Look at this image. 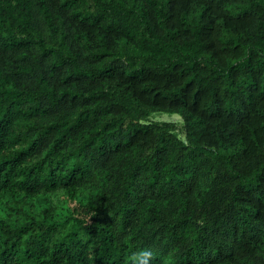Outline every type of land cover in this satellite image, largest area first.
I'll list each match as a JSON object with an SVG mask.
<instances>
[{"label":"trees","instance_id":"1","mask_svg":"<svg viewBox=\"0 0 264 264\" xmlns=\"http://www.w3.org/2000/svg\"><path fill=\"white\" fill-rule=\"evenodd\" d=\"M148 247L264 264V0H0V264Z\"/></svg>","mask_w":264,"mask_h":264},{"label":"clouds","instance_id":"2","mask_svg":"<svg viewBox=\"0 0 264 264\" xmlns=\"http://www.w3.org/2000/svg\"><path fill=\"white\" fill-rule=\"evenodd\" d=\"M153 254L151 247L134 252L131 256V264H141V261H143V264H149V260Z\"/></svg>","mask_w":264,"mask_h":264},{"label":"rangeland","instance_id":"3","mask_svg":"<svg viewBox=\"0 0 264 264\" xmlns=\"http://www.w3.org/2000/svg\"><path fill=\"white\" fill-rule=\"evenodd\" d=\"M155 120H161V121H169L173 120L176 121L179 127V132H181V121L182 117L179 113H170V112H155L152 116ZM181 137H185V135L180 134Z\"/></svg>","mask_w":264,"mask_h":264}]
</instances>
